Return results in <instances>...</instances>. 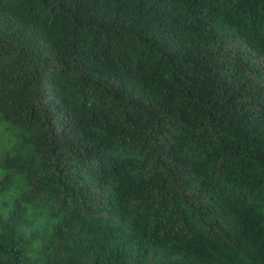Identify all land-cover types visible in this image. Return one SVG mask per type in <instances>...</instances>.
Listing matches in <instances>:
<instances>
[{
  "label": "trees",
  "instance_id": "1",
  "mask_svg": "<svg viewBox=\"0 0 264 264\" xmlns=\"http://www.w3.org/2000/svg\"><path fill=\"white\" fill-rule=\"evenodd\" d=\"M0 264H264V0H0Z\"/></svg>",
  "mask_w": 264,
  "mask_h": 264
}]
</instances>
